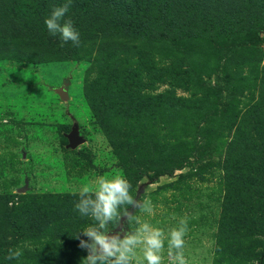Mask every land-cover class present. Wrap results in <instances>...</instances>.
Segmentation results:
<instances>
[{
    "label": "rangeland",
    "instance_id": "374dc122",
    "mask_svg": "<svg viewBox=\"0 0 264 264\" xmlns=\"http://www.w3.org/2000/svg\"><path fill=\"white\" fill-rule=\"evenodd\" d=\"M163 1L114 3L94 24L101 32L77 28L79 46L50 35L49 15L31 10L27 23L41 31L30 41L50 39L34 45L31 56L15 52V38L3 35L10 24L0 27V264H83L88 250L79 245L88 237L81 231L95 221L76 209L79 189L95 187L101 176L127 179L120 167L126 158L113 149L107 131L118 143L136 145L138 161L150 167L130 193L138 203L149 199L153 211L127 206L126 233L147 222L167 235L186 219L188 264H264V181H251L254 151L250 145L235 150L245 171L241 181L225 176L221 154L235 133L243 141L264 140V28L258 30L264 0H232L245 22L234 28L230 17L213 20L211 13L181 18L179 29L168 17L160 27L166 42L138 45L133 58L107 56L99 47V33L122 34L112 23L118 7L131 6L137 21L145 19L142 11L148 14L145 7L157 11ZM6 2L16 14L39 6L34 0ZM79 3L89 6L71 0L67 15L79 13ZM257 30L260 39L251 43ZM169 37L181 38L186 52L174 49ZM53 45L65 54L58 56ZM71 45L73 52L65 51ZM229 46L233 53L226 56ZM60 86L66 100L55 92ZM207 87H216L217 97ZM161 92L165 96L155 101ZM98 112L104 116L98 119ZM73 125L82 142L67 148L65 134ZM193 141L198 146L188 162L149 178L176 157L175 148ZM116 225L109 223L108 230ZM17 248L23 255L6 259ZM167 252L165 241L163 264H169Z\"/></svg>",
    "mask_w": 264,
    "mask_h": 264
},
{
    "label": "trees",
    "instance_id": "16d2710c",
    "mask_svg": "<svg viewBox=\"0 0 264 264\" xmlns=\"http://www.w3.org/2000/svg\"><path fill=\"white\" fill-rule=\"evenodd\" d=\"M34 1H37L39 3L38 7L30 6V9L27 8L26 11H21V13L16 14L10 7H8V5H6V0H0V27H2V25H5V23L10 24V27L6 28L4 32L3 29H0V31L3 32V35L6 32H9V37L11 35V38H15L16 43H13L16 49L15 52H18L21 56L33 55L35 53L34 45H44L50 40L47 39V37H42L40 39H45L42 40V43L41 40L36 42L30 41L31 39H34V37L38 38L39 31L41 30L37 31L33 26H31V24L28 25L27 21L31 22L28 18L29 13L33 11L39 15L43 13L42 15L46 14L50 16L53 9L58 7L57 4H59L60 2L59 0V2L55 4V0ZM86 1L89 3V6L87 8L84 6V4L79 3L80 12L74 13L72 16L67 15L66 13L65 18H70L73 21V26L76 30L78 28L82 31L89 30V32H92L93 30H96L97 32H101V29L94 26V24L99 23V21H101L103 17H106L103 15L104 10L109 8L107 10L109 11L110 8L114 6V3L116 4L117 2H120V0ZM160 4V7H157L156 9L157 11H154V8L145 7L149 10L147 11L148 14L142 11V14H144L146 17L145 19L142 18L137 21H134L135 17L132 16L131 6H128V8L126 6L118 7L120 9L118 11L121 13L117 12L116 19L112 23H114L115 26H119V28L122 30V34L115 35L114 33H109L106 31H104L105 33H99L98 37L96 36L95 39L98 42L99 47H103V50L107 52V56H112L118 59L125 57L126 59H128L127 57L133 58V56H135L138 45L155 43L159 46H162V40L166 42L167 32L165 30H161L160 27L162 24H168L165 22V20L166 18L171 16L175 18L176 22L174 21V23L175 26L178 27L177 29H179V22L181 18L195 20L197 15H199L201 18H204L207 14L210 13L213 14V20L219 21L220 18L223 20L227 16L230 17L229 20L232 21L233 28L245 23L242 17H240L242 10L240 8L236 9L232 0H164ZM120 16L122 18H120ZM190 26L194 27V25L192 24H190ZM258 28V30L263 29L264 24H259ZM258 30L254 31L249 37L251 43H254L260 39ZM225 33H227L226 30ZM230 34L234 33L231 32ZM168 39L170 45L173 46L174 49L180 50L183 53L186 52L182 43L181 45L179 43V41L181 42V38L169 37ZM53 48L55 50L53 52L58 54V56H63L62 54H65L59 46L53 45ZM71 48L72 45L69 48L65 49V51L71 53L73 52L72 50H74V48ZM232 50V46L226 48L224 51L225 55L228 56L232 54ZM3 51L8 52V49L4 48ZM138 57L139 56L137 55V58ZM206 89L211 90L213 92L212 95L217 97L218 92L216 90V87H207ZM139 94L140 93H138V95ZM169 95L172 96L171 94ZM164 96L165 95L162 94V92L153 95L155 101H158L161 97ZM102 113L98 112L96 114L98 119L104 116V113ZM105 135L108 137L113 149L119 155L122 153L125 156L126 159H124L120 163V167L127 179L130 181L131 186H134L142 176L148 175L147 171L150 168L149 164H143V162L138 161L136 149H134L136 145L130 146L131 144L118 143L116 139H113L111 137L113 135L108 133V131L105 133ZM245 145H250V148L254 151V159L257 162V174L255 175V177H251V181H264V140H251V142L248 140L243 141V139L241 140L238 133H235L233 137H231L230 140L225 143L223 148L224 151H222L221 153L223 154V168L225 171V176L230 177L232 181H241L243 179L245 175V171L241 167V165H243V162L237 160L235 150ZM197 146V142L193 141L190 145L188 144L183 150L175 148L173 151L176 157L160 165L158 169H156L154 174L149 178L158 177L163 174L170 175L174 169H177L188 162L189 157L195 154ZM215 148L216 153H219L220 151H217V148L219 147ZM16 232H20L22 234V231H19L18 229H16Z\"/></svg>",
    "mask_w": 264,
    "mask_h": 264
},
{
    "label": "clouds",
    "instance_id": "9594fccd",
    "mask_svg": "<svg viewBox=\"0 0 264 264\" xmlns=\"http://www.w3.org/2000/svg\"><path fill=\"white\" fill-rule=\"evenodd\" d=\"M71 0L56 7L45 20L50 35H60L63 42L71 41L75 46L80 45V34L74 28L73 21L65 18L69 11ZM130 182L122 175L116 174L111 178L98 177L95 187L83 185L79 191V200L75 207L81 216L90 217L95 223L81 231L88 241L81 240L80 247L87 248L88 255L82 260L83 264H163L165 241L169 264H188L185 257L184 237L187 234L188 222L181 219L167 235L164 230L144 222L131 233L108 235V224L127 216V206L139 207L142 211L152 213L153 207L149 199L138 203L130 193ZM123 209V211H121ZM138 252L142 254L139 260ZM23 255L21 249H9L6 259H19Z\"/></svg>",
    "mask_w": 264,
    "mask_h": 264
},
{
    "label": "water",
    "instance_id": "95a60500",
    "mask_svg": "<svg viewBox=\"0 0 264 264\" xmlns=\"http://www.w3.org/2000/svg\"><path fill=\"white\" fill-rule=\"evenodd\" d=\"M55 92L58 94V96L62 100L67 99V95L65 90L63 89L62 86L58 87L55 89ZM65 137L67 139V143L65 144V147L67 148H75V146L82 142V138H80L77 134V128L75 125H73L68 133L65 134ZM125 216H121L120 220L118 221L117 225L115 228L111 231H108V235H116L119 234L120 238H123V235L126 233L124 225H123V220Z\"/></svg>",
    "mask_w": 264,
    "mask_h": 264
},
{
    "label": "flooded vegetation",
    "instance_id": "af4514ba",
    "mask_svg": "<svg viewBox=\"0 0 264 264\" xmlns=\"http://www.w3.org/2000/svg\"><path fill=\"white\" fill-rule=\"evenodd\" d=\"M114 228H115V227H114ZM114 228H113V229H114ZM113 229H112V230H113ZM108 231H110V230H108Z\"/></svg>",
    "mask_w": 264,
    "mask_h": 264
}]
</instances>
